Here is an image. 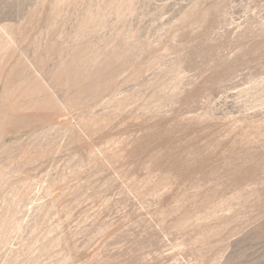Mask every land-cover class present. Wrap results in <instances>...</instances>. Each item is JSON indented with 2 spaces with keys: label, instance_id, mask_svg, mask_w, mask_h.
<instances>
[{
  "label": "rangeland",
  "instance_id": "rangeland-1",
  "mask_svg": "<svg viewBox=\"0 0 264 264\" xmlns=\"http://www.w3.org/2000/svg\"><path fill=\"white\" fill-rule=\"evenodd\" d=\"M0 264H264V0H0Z\"/></svg>",
  "mask_w": 264,
  "mask_h": 264
}]
</instances>
